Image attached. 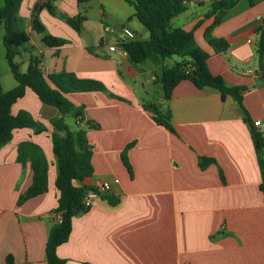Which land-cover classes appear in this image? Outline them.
Masks as SVG:
<instances>
[{
    "label": "crops",
    "instance_id": "obj_1",
    "mask_svg": "<svg viewBox=\"0 0 264 264\" xmlns=\"http://www.w3.org/2000/svg\"><path fill=\"white\" fill-rule=\"evenodd\" d=\"M41 1H21V26L30 40L17 57L36 51L45 72L71 71L105 87V91L66 94L73 104L84 106L79 125L92 145L93 167L86 183L98 188L107 181L109 189L99 190L92 205L73 217L69 238L56 248L57 256L66 264H264L260 189L264 176L247 122L264 121V57L259 58L256 33L264 19V0H235L224 12L211 31L228 43L224 52H215L204 38L214 19L206 16L214 0H186L187 9L171 22V28L193 32L197 45L209 54V71L227 85L240 87L245 113L231 96L222 99L213 88L199 89L182 80L167 104L173 131L156 123L143 104L163 103L162 67L180 58L167 62L154 52L147 42L148 31L132 17L130 4L98 0L100 20L91 19L86 11L77 32L58 14L82 15L81 7L92 0H53L54 13L42 9L39 19L47 33L65 43L47 47L29 28L31 8ZM121 26L146 42L144 62H133L120 48L109 49L117 42L115 29ZM78 56L89 63L71 65ZM0 82L3 91L16 85L11 72L4 79L0 75ZM21 110L46 129L39 133L27 127L14 129L0 148V264L8 255L17 264H46L45 247L58 198L50 119L58 112L30 89L10 112L16 115ZM87 121L94 126L88 127ZM22 142L34 143L43 151L47 190L18 204L32 182L30 163L17 161ZM129 144L130 171L121 158ZM200 157L212 158L214 163L201 168ZM260 158L264 159V152Z\"/></svg>",
    "mask_w": 264,
    "mask_h": 264
},
{
    "label": "trees",
    "instance_id": "obj_2",
    "mask_svg": "<svg viewBox=\"0 0 264 264\" xmlns=\"http://www.w3.org/2000/svg\"><path fill=\"white\" fill-rule=\"evenodd\" d=\"M22 0H3L0 8V25L4 27L2 44L5 49V60L9 70L16 81V85L7 91H3L0 82V148L6 144L12 136L14 129L32 128L39 133L45 130V126L36 121L25 110L16 115L10 112L11 106L19 98L23 97L25 90L30 89L44 104L57 109L58 116L50 119L52 127L51 145L55 156L56 177L55 187L58 190V198L55 208L52 210L54 223L50 227L45 247L46 264H66L65 260L58 257L56 248L69 238L72 219L84 210L82 198L96 188L86 183L93 174L91 164L92 145L86 131L79 125L84 106H76L66 94L74 92L105 91L104 85L90 78L78 77L74 72L61 70L45 72L42 65V56L30 54L25 71H20V63L15 59L20 54L19 49L25 48L29 43L30 34L21 26L22 18L19 15V6ZM86 3L90 0H76ZM133 7L132 17H135L148 31L147 42L151 44L154 52L161 58L177 56L180 60L169 66L162 67L160 83L163 90V103L145 102L143 107L154 114L156 123L173 131L170 123L168 101L175 86L182 80H189L197 88H213L220 93L222 99L231 96L242 113L245 110L241 104L240 87L227 85L222 77L213 74L207 68L209 54L197 45L193 32L182 27L171 28V22L187 9L186 0H125ZM235 0H214L211 12L206 16L214 15L213 21L206 27L204 38L215 52H224L228 43L223 38L211 35L212 29L218 25L226 10ZM46 9L54 13L53 0H43L35 3L29 16L30 31L41 36V42L47 47H59L65 40L46 32L39 19V13ZM58 16L63 19L75 31L79 32L84 15L69 16L60 12ZM258 33L257 49L259 58L264 57V19L256 30ZM145 41L133 38L120 43L121 49L135 63H142L147 58ZM33 49V48H31ZM74 117L76 128L70 129L64 121V115ZM78 119V120H77ZM250 127L251 139L258 156V166L264 176V159L260 153L264 152V139L262 134L256 131L252 123L247 120ZM88 127L94 126L90 121L85 122ZM124 149L121 158L124 165L130 171V165ZM17 161L30 163L32 170V182L19 196L18 204L44 193L47 190L48 163L39 146L31 142H22L18 147ZM214 160L209 157L199 158V167L204 168ZM260 189L264 201V181ZM108 197V196H107ZM110 199V197H108ZM60 215L58 221L56 217ZM4 264H17L8 255Z\"/></svg>",
    "mask_w": 264,
    "mask_h": 264
},
{
    "label": "rangeland",
    "instance_id": "obj_3",
    "mask_svg": "<svg viewBox=\"0 0 264 264\" xmlns=\"http://www.w3.org/2000/svg\"><path fill=\"white\" fill-rule=\"evenodd\" d=\"M2 4V1L0 0V6ZM90 6V8L88 7ZM85 9V10H84ZM81 10H82V15L84 13H86V11L89 13V16L91 17V19H95V20H100V11H101V7H100V3L98 2V0H92L91 3H86L84 4L82 7H81ZM105 21L107 23H110L111 25H113L111 22V20L109 18H106ZM142 26V25H140ZM144 30H146L145 27H142ZM3 34H4V27L2 25H0V75L3 77V79L5 78V75H9L10 76V70H9V67H8V64L5 60V57H4V54H5V49H4V46L2 44V37H3ZM113 35V34H112ZM108 36H110L108 34ZM138 38H141V36L139 35V32H138ZM92 47L94 48L95 45L94 44H91ZM34 54H37L38 53L36 51H33ZM28 52H21V56L17 57L16 60L19 62V61H22L21 59H24L22 61V63L20 64V70L21 71H25L26 70V67H27V63H28ZM174 59H177V56H172ZM64 58H62V63L63 65L65 66V61H63ZM167 62H170L169 58L166 59ZM48 64V61L46 62ZM83 63H89L87 60H82V57L81 56H78L77 57V61L74 63H72L71 65H81ZM67 66V65H66ZM64 121L65 123L69 126L70 129H75L77 126H76V122H75V119L72 115L70 114H67V115H64Z\"/></svg>",
    "mask_w": 264,
    "mask_h": 264
},
{
    "label": "built area",
    "instance_id": "obj_4",
    "mask_svg": "<svg viewBox=\"0 0 264 264\" xmlns=\"http://www.w3.org/2000/svg\"><path fill=\"white\" fill-rule=\"evenodd\" d=\"M115 33L117 35V42L109 46L110 50H116L118 48L121 49L120 43L133 39L135 37L134 32L126 26H121L115 29ZM247 41L250 42L249 39ZM252 126L256 131L260 133L264 132V121L262 119L257 118V119L252 120ZM108 189H109V183L107 181L100 182V184L98 185V188H96L95 191L88 192L82 198L83 208L87 209L92 205L93 199L99 195V190H108ZM0 214H1V210H0ZM56 219L59 221L61 219L60 215H58Z\"/></svg>",
    "mask_w": 264,
    "mask_h": 264
}]
</instances>
